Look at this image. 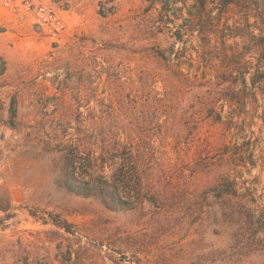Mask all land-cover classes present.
<instances>
[{
  "label": "rangeland",
  "instance_id": "374dc122",
  "mask_svg": "<svg viewBox=\"0 0 264 264\" xmlns=\"http://www.w3.org/2000/svg\"><path fill=\"white\" fill-rule=\"evenodd\" d=\"M41 1L59 39L0 56V264H264V0Z\"/></svg>",
  "mask_w": 264,
  "mask_h": 264
},
{
  "label": "built area",
  "instance_id": "2783aa9c",
  "mask_svg": "<svg viewBox=\"0 0 264 264\" xmlns=\"http://www.w3.org/2000/svg\"><path fill=\"white\" fill-rule=\"evenodd\" d=\"M0 8L15 19L25 21L32 33L50 44L55 43L64 30L58 13L41 0H0ZM3 164L0 162V176Z\"/></svg>",
  "mask_w": 264,
  "mask_h": 264
},
{
  "label": "trees",
  "instance_id": "16d2710c",
  "mask_svg": "<svg viewBox=\"0 0 264 264\" xmlns=\"http://www.w3.org/2000/svg\"><path fill=\"white\" fill-rule=\"evenodd\" d=\"M159 2L162 7H166L168 0H160ZM229 3L230 0H224V6L228 5ZM256 74V78L258 81H264V70ZM252 82L253 81L251 80V83ZM74 162V159L70 157V155H67L65 163L66 166L70 168L68 169L69 172H73L75 164ZM124 178L125 177L122 174L121 170L117 167H113L105 179H103L102 176H96L93 181L96 185L98 192L105 194L107 197L109 196L111 200L123 202L125 200L122 198V195L125 194L126 188L124 189V185L119 188V184L125 181ZM220 184L222 186V189H220L221 195L225 194L229 196L235 193V182L233 177L224 174V176H221ZM242 216L245 220V223H248L250 226L254 225L252 233L260 232L264 235V215L258 214L254 217L252 214L244 212L242 213Z\"/></svg>",
  "mask_w": 264,
  "mask_h": 264
},
{
  "label": "crops",
  "instance_id": "0c3cea01",
  "mask_svg": "<svg viewBox=\"0 0 264 264\" xmlns=\"http://www.w3.org/2000/svg\"><path fill=\"white\" fill-rule=\"evenodd\" d=\"M0 23L2 26L0 29V56L4 59H8L17 44L19 46L26 44L27 35L31 31L26 22L17 21L10 18L9 16L2 15L0 16ZM11 59L8 60L10 64Z\"/></svg>",
  "mask_w": 264,
  "mask_h": 264
}]
</instances>
